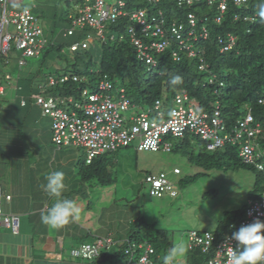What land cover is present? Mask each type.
Wrapping results in <instances>:
<instances>
[{
	"label": "trees",
	"instance_id": "1",
	"mask_svg": "<svg viewBox=\"0 0 264 264\" xmlns=\"http://www.w3.org/2000/svg\"><path fill=\"white\" fill-rule=\"evenodd\" d=\"M75 1L77 5L84 3V0ZM105 1L108 3L107 0ZM123 1L126 3V10L147 9L149 18L151 16L164 18L168 26L173 23L185 25L188 14L194 13L198 21V34L201 33L199 32L201 27H206L209 36L207 39L198 38V41L194 42L193 48L198 51L195 57H189L184 50H181L177 41H169L163 52L150 51L149 54L156 62V65L152 66L145 59L139 58L138 49L133 46L129 37L132 23L127 18H120L117 22L107 24L106 30L109 28L112 31L110 36L106 35V30L103 36L98 35V31L95 30V38L91 33L84 34L88 27L85 30H75L73 35L66 34V31L72 27L70 16L74 12H70L68 15L69 26L60 34L51 31L53 36L47 37L41 27L47 44L38 56L33 57L41 56L47 49L41 59L43 65L51 57L65 61V48L69 49L73 57L69 62L67 61L64 68L57 69L54 74H46L39 67L34 74L31 73L30 76L22 79L24 86L20 87L19 92H22L20 104L22 105V101H25L24 106L20 105L23 113H30L37 108L40 109L42 117H45L42 107L37 105L38 96L49 97L45 95L47 93L54 95L55 99L59 98L60 102L67 100L64 103H68L70 98L78 99L82 96L83 91H89L88 87L97 92L100 81L107 79L113 85V92L120 93L121 90H124L126 97L131 101L130 109L133 106L135 108L143 107L142 104L154 106L159 99L168 104L170 100L173 102L176 95L185 94L188 96V101L193 100L203 111H211L215 107L212 105V100L215 99L216 104L221 105L223 117L229 127L236 126L240 118H243L247 112H251L254 117L253 126L260 123L264 129V103H260V100L264 98V21H261L258 16L257 0H248V3L241 6L229 3V8L219 23L216 22V17L220 15L219 12L216 8H209L207 3L179 7L175 0H161L155 5L147 4L145 0ZM205 17H208V21H204ZM245 18H253V21H247ZM133 26L136 30L140 29L136 23H133ZM88 35L91 36L88 48L71 50L72 45L83 42ZM62 36L70 37V43L67 41L59 43ZM232 36L235 39L231 49L223 51L224 47L231 44L230 37ZM96 42L100 45L97 46ZM173 50L179 53L180 60L173 57ZM3 55H1L0 62ZM200 57H203L209 65L207 70L199 69ZM25 58L27 57L22 56L19 61L25 60ZM25 63L23 66L19 64L20 68L23 69L27 65L26 60ZM175 75L181 76L182 82L172 86L169 81ZM64 76L69 77L68 81L50 86L48 81L50 77L60 79ZM73 76H78L80 80L73 81ZM211 76H216L214 84L209 82ZM3 94L0 92V97H3ZM4 98L6 99L3 97L0 101H4ZM128 122L130 123V121ZM1 124L3 125V123ZM20 125L21 129H27V124L20 123ZM256 142L264 148V130ZM134 143L104 152L93 158L90 163H87L86 159L84 162L86 169L82 168L84 180L89 182L96 180L103 185L110 183L112 167H110L107 155L113 154L119 149L129 148ZM195 148L191 134L182 138L179 145L175 147L176 151H181L189 157L192 163L206 171L222 168L227 163L226 161L233 160L234 164L257 173L240 157L239 147L227 146L222 150L211 152L205 145L198 150L197 154ZM197 175L199 174L188 176L181 182L183 185L192 184ZM263 192L264 190L261 194ZM244 216L245 209L244 211L225 212L217 228L212 231L214 237L231 236L241 226V221L246 217ZM135 226L138 229L136 232H132V235L136 241H147L153 246V257L162 253L166 254L173 246L167 231L158 228L156 224H145L142 220L136 222ZM119 248L115 240V245L109 250H103L94 262L104 263L124 257L123 250L121 251ZM189 250L194 254L188 260L189 264H200L210 255H214V247L210 254L203 253L201 248H189Z\"/></svg>",
	"mask_w": 264,
	"mask_h": 264
},
{
	"label": "built area",
	"instance_id": "2",
	"mask_svg": "<svg viewBox=\"0 0 264 264\" xmlns=\"http://www.w3.org/2000/svg\"><path fill=\"white\" fill-rule=\"evenodd\" d=\"M160 1L155 0L153 4ZM247 1L235 0L234 4L241 6ZM175 3L179 7L207 3L209 8H216L219 12L220 15L216 17L218 23L224 15V7L219 0H175ZM0 5L2 8L0 58L2 54H8L11 50V42L14 39L17 40L16 48L23 57L38 56L47 44L39 18L29 9L9 11L8 0H0ZM124 17L132 23L129 37L133 46L138 49L139 58L145 59L152 66H155L156 62L149 54L150 51L161 53L169 41L174 40L189 57H195L198 51L193 48L194 42L198 41V38L207 39L209 36L206 27H201V31L199 30L201 33L198 34V21L194 13L188 14L185 25L173 23L168 26L164 18L153 16L149 18L147 9L126 10V3L123 0H119L114 7L105 0H84V3L77 8V12L70 16L72 27L66 31V34L73 35L76 29L85 30L88 27L97 30L98 35L103 36L107 24L117 22ZM245 20L253 21V18H245ZM204 21H208V17H205ZM133 23H136L140 29L136 30ZM11 25L15 29V34L9 31ZM90 39L91 36L88 35L83 42L72 45L71 50L88 48ZM234 39L233 36L230 37L231 44L224 47L223 51L231 49ZM173 57L176 60L181 59L175 50H173ZM199 62V69L209 68L203 57H200ZM19 64L23 66L26 64L25 60L21 59ZM68 79L67 76L60 79L50 77L48 81L50 86H56ZM72 80L79 81L80 78L73 76ZM215 81L216 76H211L209 82L214 84ZM0 92H3L1 88ZM82 97L85 99L84 103H75L76 110L72 114L61 107L67 100L60 102L53 97L38 96L37 105L42 107L43 116L52 120L54 144L59 148L73 146L87 149V163L104 152L116 150L133 142L136 143V149L140 152H171L172 144L167 141L168 136L182 138L191 134L205 142L210 151L220 149L227 144L240 146V155L244 162L253 164L259 171L264 172V164L259 161L264 159V150L260 149L255 142V137L262 133L263 126L259 123L253 126L254 117L251 112H247L236 126L229 127L219 103L211 111H203L193 100L188 101L187 95L178 94L173 100V107L169 110L164 109V101L159 99L153 106L155 117L152 116L151 110L142 111L131 116L130 123H127L125 113L130 110L131 101L126 97L124 90L120 93L113 92V85L107 79L100 81L97 92L89 93L85 90ZM68 102L72 103L73 99L70 98ZM260 103H264V98L260 100ZM24 105L25 101H22V106ZM170 113L173 114L170 115ZM175 173H179V170L176 169ZM146 182L150 185V195L158 198L164 195V183L172 185L164 173L148 175ZM170 195L175 196L177 193ZM2 197L3 192L0 186V228H8L13 234H18L20 219L17 215L4 212ZM11 198V195L6 196L8 201ZM257 218L264 221V192L258 199H251L248 202L246 218L241 225L250 224ZM230 237H222L219 245L214 247V255H210L200 264H231L233 248L237 247V242ZM213 238L215 237L210 232L190 233L189 240L192 245L189 248H201L203 253L210 254L213 249L211 245ZM114 245V239L99 237L92 243L82 244L79 249L72 250V256L89 261L95 260L103 250H109ZM141 248L143 246L135 244L124 247L123 254L126 259L128 258V264H152L149 258H152L154 249H146L145 253L140 255L136 249Z\"/></svg>",
	"mask_w": 264,
	"mask_h": 264
},
{
	"label": "rangeland",
	"instance_id": "3",
	"mask_svg": "<svg viewBox=\"0 0 264 264\" xmlns=\"http://www.w3.org/2000/svg\"><path fill=\"white\" fill-rule=\"evenodd\" d=\"M107 2L114 7L117 5L118 0H107ZM80 6L81 3L77 5L75 0H8L9 11L24 8L31 9L34 15L39 18V24L44 29L47 37L53 36L51 31L55 34H60L61 31L66 29L69 26V13H76L77 8ZM76 30L79 31V29ZM9 31L11 34H15V29L12 25ZM89 33L96 38L95 30L88 28L84 32L86 35ZM111 33L112 31L108 28L106 35L110 36ZM60 38L59 43L63 41L70 43V37L62 36ZM16 43V39L12 40L11 50L8 54L2 56L0 62V84L6 88L8 96V99L6 98L7 101H0L3 104V108H7L9 97L18 96L17 90L7 85V81L5 80L6 74L12 77L10 84L15 87L14 84L17 79L27 78L31 73L34 74L39 67L46 74H54L57 69L64 68L67 61L69 62L73 57L69 49L65 48L64 57H66V62L51 57L43 65L41 59L46 53V49L39 57L25 58L27 65L22 69L19 66V59L22 58V53L17 50ZM96 45L99 46L100 43L96 42ZM88 88L89 93L96 91L91 90L90 87ZM45 95L55 97L47 93ZM56 99L59 101V98L56 97ZM84 101V97L81 96L78 99H73L72 103L68 102L70 105L63 103L62 107L69 114H72L76 110L75 103L83 104ZM173 105L172 100L168 104L164 101V109L166 110H169ZM212 105H217L215 99L212 100ZM142 106L137 108L133 106L125 113L128 121L131 116L142 111L147 112L151 110L153 111L152 116L155 117L153 105L142 104ZM166 114H168V111ZM28 116L33 120L35 118L40 119L38 124H36L37 130L41 131L37 133V141H41L43 147L47 145L52 149H56L57 147L52 141L51 119L49 117H42L40 109L37 108L30 111ZM1 127L2 124L0 123V130ZM191 138L194 140L195 153L197 154L198 150L205 146V143L193 135H191ZM181 139L168 136L167 141L173 144L174 150L172 152H138L136 143H134L129 148L119 149L117 152L107 155L110 167H112L111 182L104 185L96 180H91L92 182L83 181V184L80 182L82 175L80 177L78 171H82V169L80 165H77L79 164L78 159H82V164L85 162L87 149L63 146V151H61V149L57 148L61 153L56 161L54 151L51 150L49 154L48 149L44 150L45 154H42V157L54 165L50 168V172L53 170L63 172L65 170V183L68 186L63 194L75 195L74 193L79 191V194L76 192V197L81 198V200L86 199L89 203V207L84 208L81 215L85 217L87 214L91 222L89 224L83 223V219L68 224V229H73V231L67 230L68 234L65 236V244L63 245L64 258L70 257L72 250L79 249L83 243H91L96 239L94 237L83 238L85 234L78 224L88 225L94 233L103 230L101 236H104L105 233L108 235L110 232H113V235H110L117 241V245L122 251L125 246L128 247L132 244V241H136L132 232H136L138 229L135 223L143 220L145 224H156L158 228L167 231L173 245L181 241L185 242L188 246V251L185 257L179 259L178 264H189L188 260L192 258V255L194 256L189 250V234L191 231H214L227 211H244L245 209L246 216L248 202L251 199L259 198L262 190H264V174L255 173L254 171L240 167L234 164L233 160L226 161L227 163L222 168L206 171L192 163L187 155L181 151H176L175 147L179 145ZM2 151V148H0V177L5 178V167L9 170V166L2 165V161H6ZM64 153H69L67 155H74L75 157L78 156V158H75L74 164V166L77 165V170L74 169L75 178L70 175V166L68 164H61V157L66 155ZM33 156L36 157V154H33ZM82 168L83 170L86 169L84 166ZM175 168H179L182 173L180 175L175 174ZM161 172H164L168 180L179 190L177 197L166 195L162 198H156L150 196V186L145 182L146 175H158ZM196 174L199 175L194 178L192 184L183 185V182H181L183 179ZM78 181L80 184H78ZM95 217L101 218L100 224ZM72 224H74L73 228ZM135 245L138 246V244ZM164 255L166 254L162 253L154 256L153 260L155 264H163ZM72 260L75 264H92L91 261L82 258L73 257ZM97 264H128V258L119 257Z\"/></svg>",
	"mask_w": 264,
	"mask_h": 264
},
{
	"label": "crops",
	"instance_id": "4",
	"mask_svg": "<svg viewBox=\"0 0 264 264\" xmlns=\"http://www.w3.org/2000/svg\"><path fill=\"white\" fill-rule=\"evenodd\" d=\"M24 9L10 11H21ZM0 10L2 14L1 5ZM5 76L7 85L16 89L18 96L9 97L7 108H3V104L0 103V123H3L0 130V148H2V154L6 159V161H2V165L9 166V170L5 167V178L1 176L2 179L0 177V186L3 192L2 208L5 213L14 214L19 217L20 228L18 234H13L8 228H0V264H75L72 260V255L67 258L63 256L65 236L68 234L67 230H71L68 229V225L60 230H50L48 226L42 224L40 221L41 214L46 213L47 208L52 203V199L41 190L40 185L45 182L46 175L50 173V168L54 166L53 163L47 162V159L43 158L42 154H45L44 150L46 149L49 150V154L52 150L54 151L56 161L61 151H63L62 147L59 148L56 146L61 149V151H59L57 148L52 149L47 145L43 147V145H41L42 142L37 141V133L41 131L37 130L36 124H38L40 119L35 118L33 120L29 118L28 114L30 113H23L22 105L20 104L21 94L19 89L20 87L23 88L24 82L20 78L15 82V87H13V85L10 84L12 78L8 80L7 77L11 76L9 74ZM3 93V97L8 99L5 87H3ZM7 99L4 98L3 102L7 101ZM20 123L27 124V129H21ZM33 154H36V157L33 156ZM64 154L66 155L61 157V164H68L70 166V175L75 178L74 169H76V166L80 165L82 169V166L85 167V164H82V159H78L79 164L74 166L76 161L75 158H78V156L67 155L69 153ZM64 172L65 170L63 173ZM78 174L81 177L83 173L80 170ZM82 177L80 182L83 184V181L87 180H84ZM78 184H80L79 181ZM76 192L79 194V191ZM76 192L74 193L75 195L63 194V196L75 199L82 212L84 208L89 207V203L86 199L81 200V198L76 197ZM7 195H11L12 198L10 201L6 199ZM95 218L98 219L100 224L101 218ZM83 219V223L89 224L91 222L87 214L85 217L81 215L80 220ZM86 224H83L84 226L78 224L79 228H81L85 234L83 238H108L113 235V232H110L108 235L105 233L104 236H101L103 230L97 231L95 232L97 234H95ZM73 225L74 224H72V228ZM71 231H73V229ZM91 262L92 264H97V262Z\"/></svg>",
	"mask_w": 264,
	"mask_h": 264
},
{
	"label": "clouds",
	"instance_id": "5",
	"mask_svg": "<svg viewBox=\"0 0 264 264\" xmlns=\"http://www.w3.org/2000/svg\"><path fill=\"white\" fill-rule=\"evenodd\" d=\"M256 10L261 21H264V0H257ZM25 11H27V9H25ZM181 82H182V77L179 75L172 76L169 81L170 85L172 86H176ZM0 88L3 90V86H1ZM171 114L173 113H170V115ZM239 120H242V118H240ZM261 134H263V131ZM261 134L255 137V142L256 139L258 140V137ZM227 146L239 147L240 149L239 154H241L240 146L233 144H227L224 147L220 149H215L211 152L222 150ZM258 146L260 149L264 150L263 147H261L260 145ZM172 149H173V144H172ZM240 157L242 158L241 155ZM263 160L264 159H261L259 161L263 163ZM245 164L250 167H253L257 172L260 173L262 172L259 171L253 164H247V163ZM176 169L178 168L174 169V173ZM179 172L181 171L179 170ZM175 174L180 175L181 173H175ZM148 175H155V174H147L146 178L148 177ZM146 178H145V182H146ZM65 179H66L65 174L62 171H52L46 175L45 182H43L40 185L41 190L45 192L49 198L52 199V203L47 208L46 213L41 214L40 217L41 223L48 226L50 230L63 229L69 223L77 222L80 221L81 219V208L77 203V201L75 199L66 198L63 196V193L67 190ZM174 187L177 189L176 186ZM108 238H112V237H108ZM230 239L237 242V247L233 248L234 251L231 259V264H264V221L257 218L250 224L241 225L238 230L232 233ZM187 251H188V246L185 242L181 241L177 244H174L167 251L166 255H164L163 264H178L179 259L185 257ZM91 261H95V260H91Z\"/></svg>",
	"mask_w": 264,
	"mask_h": 264
},
{
	"label": "bare ground",
	"instance_id": "6",
	"mask_svg": "<svg viewBox=\"0 0 264 264\" xmlns=\"http://www.w3.org/2000/svg\"><path fill=\"white\" fill-rule=\"evenodd\" d=\"M220 1V3H221V5H223V12H224V14L226 13V11L228 10V8H229V3H232V4H234V2H235V0H226L225 2L223 1V0H219ZM145 2L147 3V4H153L154 2H155V0H153V1H149V0H145ZM247 3H248V1H247ZM235 5V4H234ZM236 6V5H235ZM63 147V146H62ZM61 148V147H60ZM179 173H181V172H179ZM167 177V176H166ZM169 181V180H168ZM170 182V181H169ZM171 183V182H170ZM172 184V183H171ZM163 188H164V195L162 196V197H164V196H166V195H169L170 197H177L178 196V194L177 195H175V196H171L170 194L171 193H179V190L178 189H176V188H174L172 185H167V183H164V185H163ZM162 197H160V198H162ZM246 218V217H245ZM244 220V219H243ZM242 220V221H243ZM241 221V222H242ZM200 233V234H204L205 232H210V233H212V231H208V230H194V231H191L190 233ZM213 234V233H212ZM190 235V234H189ZM214 236V235H213ZM220 237H218V238H213V242L211 243V245H212V247H217L218 245H219V241H220ZM189 242H190V240H189ZM132 244H138L139 246L141 245V246H143V248H141V249H136V252L138 253L139 252V254L140 255H143L144 253H145V250L146 249H154L153 248V246L149 243V242H147V241H132ZM192 244L191 243H189V246H191ZM74 257V256H73ZM125 257V256H124ZM75 258H77V257H75ZM150 259V262L152 263V264H155V262H154V260H153V256H152V258H149Z\"/></svg>",
	"mask_w": 264,
	"mask_h": 264
}]
</instances>
